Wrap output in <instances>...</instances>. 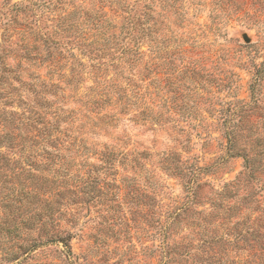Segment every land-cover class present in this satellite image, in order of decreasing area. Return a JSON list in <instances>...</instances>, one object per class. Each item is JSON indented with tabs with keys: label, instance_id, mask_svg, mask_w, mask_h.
<instances>
[{
	"label": "rangeland",
	"instance_id": "1",
	"mask_svg": "<svg viewBox=\"0 0 264 264\" xmlns=\"http://www.w3.org/2000/svg\"><path fill=\"white\" fill-rule=\"evenodd\" d=\"M13 1H22L24 5V0ZM94 1L97 0H59L55 9L52 3L47 8L29 5L30 12L24 13L28 16L18 15L15 21L8 14L0 15V34L4 32L7 38L4 41L0 35V45L8 49L6 63L23 71L21 97L25 107L33 105L28 86L38 83L35 76L45 81L48 77L56 79L50 60L58 61L65 76L71 72L76 79L71 85L62 80L58 95L47 94L45 99L52 104L49 110L57 107L61 115L68 117L67 123L82 124L77 137L83 140L86 149L48 150L53 156V168L68 165L71 173H78L80 182L93 185L88 187V198L76 196L74 202L66 205L67 213H0V231L15 225L21 234L19 240L24 238V245L41 242L43 232L50 231L68 233L71 248L69 252L62 243L39 244L24 259L15 261L2 256L0 251V264H161L155 252L163 241L160 226L168 224L171 213L166 212L181 204L186 194L182 179L162 166L161 159L166 152L177 155L180 163L193 164L199 174L198 181L205 183L198 188L192 205L194 210L203 213H181L172 224L169 237L164 238L171 246L179 242L176 248L183 253L181 263L195 264L205 236L190 230L185 217L192 220L205 216L212 222L213 216L206 215L213 208L209 201L243 169V158L237 154L243 146L226 149L224 132L228 124L225 121L236 120L238 113L233 112L241 109L243 112L239 114L246 124L243 132L248 130L264 136V80L255 95L257 98H253L250 88L255 69L264 60V12L256 16L258 9L254 12L252 7L253 17L238 20L236 0H181L176 4L178 15L175 16L164 0H154L149 23L157 28L156 48L150 51L147 43L140 45L139 63L131 74L124 70V74L135 79L137 103L141 107L133 106L126 114L116 113L118 119L104 131L85 125L87 116L91 118L93 114L78 100L83 95H87L84 100L92 97V74L98 66L103 87L108 85L103 79L115 76L109 63L113 48L104 39L87 45L91 39L102 36L91 34L88 19L97 11ZM134 1L122 0L121 4L132 6ZM104 11H108L107 6ZM125 14L118 11L103 15L98 22L101 23L98 33L103 32L109 38V33L121 27ZM72 15H76L78 25ZM32 22V28L28 27ZM37 32L56 44L44 46ZM243 34L248 36V42L244 41ZM30 45L38 47L42 56L32 60L20 57ZM44 55H50L48 60L43 59ZM124 65L126 69L127 64ZM73 68L79 70V75L73 73ZM121 81L126 84L124 78ZM60 126L68 128L66 123ZM110 149L125 152L126 160L119 163L116 159L111 166L103 164L100 155ZM132 150L136 164L131 161ZM25 153L32 156L31 163L47 161V155L39 148ZM211 164L213 170H205ZM261 167L264 169L263 161ZM244 193L238 190L236 197L223 201V205L234 207L236 213H251V209L235 210L236 203L242 205L240 196ZM263 206L264 200L258 204L260 208ZM260 208L255 213H262ZM234 221L235 218H230L223 226H217L216 234L231 240L224 235V227L232 226ZM44 223L46 227L42 229ZM214 225V222L207 225L208 234ZM185 244L190 246L185 249Z\"/></svg>",
	"mask_w": 264,
	"mask_h": 264
},
{
	"label": "trees",
	"instance_id": "2",
	"mask_svg": "<svg viewBox=\"0 0 264 264\" xmlns=\"http://www.w3.org/2000/svg\"><path fill=\"white\" fill-rule=\"evenodd\" d=\"M58 1L24 0L23 5L22 1L0 0V15L8 14L10 19L15 21L18 15L28 16L24 13L30 12L29 5H35L36 8H47L52 3V8L55 9ZM153 1L135 0L132 6L129 3L121 4L122 0L94 1L97 11L88 19L91 22V30H93L91 34L93 37L102 36L91 39L87 45L100 43L104 39L105 44L107 43L110 48H113L110 53L112 60L109 63L115 76L110 80L103 79L108 83L106 88L103 87V82L100 79L99 70L101 67L98 66L97 70L93 72L92 81L94 85L90 86L94 92L91 94L92 97L90 100H84L87 95H83L78 99L80 105L85 107L87 112L93 114L91 118L87 116L85 125L106 131L107 127H111L112 121L118 119L115 117L116 113L126 114L132 110L133 106L136 109L141 107L137 103L138 91L136 90L135 79L129 74H124V70H129L131 74L132 68L139 63L142 55L140 45L147 43L150 51L156 48L157 28L154 27L153 23H149L152 18ZM178 1L181 0H164L170 6V10H174L172 13L175 16L178 15L176 6ZM235 4L237 6L235 11L238 13L236 19L238 20L253 17L254 14L250 13L252 7H254V12H257L258 9L256 16L264 12V0H236ZM105 6H107L108 11H104ZM118 11H125L126 13L123 16L124 20L121 27L117 32L109 33L110 39L105 38L103 32L98 33L101 26V23H98L99 19L106 13L115 14ZM72 16L78 25L79 21L76 15ZM31 24L33 22L28 27L32 28ZM19 25L22 23L20 22ZM70 26H73L72 23ZM104 31L106 30L104 29ZM36 34L44 46L56 44L53 40L49 41V38L42 36L44 34L38 32ZM0 35L4 41L7 40L4 32ZM83 39H85L84 36ZM37 49L38 47L30 45L26 47L25 55L20 57L32 60V57L42 56L39 55ZM6 51L8 49L0 45V213H67L66 205L71 201L74 202L76 196L82 199L88 198L87 196L90 195V188L88 187L92 184L80 182L78 173H71L68 165L62 167L60 164L53 168V156L48 149L64 152L80 149L84 151L86 149L84 142L77 137L83 126L80 123L76 125L74 122L67 123L68 117L61 115L57 107L54 110H49L52 104L45 98L47 94L58 95V91L62 89L60 87L62 80L71 85L76 79L72 78L71 72L70 75L65 76L60 71L58 61L50 60L52 74L57 76L56 79L53 81L51 77H48V81H45L35 76L34 79L35 81L38 79V83L34 82L28 86L32 94L33 105L25 107L24 98L21 97V91L24 90V81L21 79L23 71H18L17 68L15 69L6 63ZM44 56L43 59L48 60L50 55ZM40 59L42 58L40 57ZM124 64H127L126 69ZM16 66H19V63ZM105 69L107 68H103V71ZM145 69L147 68L145 67ZM73 73L77 76L80 72L78 69L74 71L73 68ZM122 77L126 80L124 85L121 83ZM263 80L264 60L255 69L252 76L250 88L254 99L257 98L255 95L258 93ZM14 82L18 83L19 86L17 87ZM77 110L80 111L79 108ZM110 110H114V112ZM241 111L243 112L241 109L233 112V114L238 113L236 120L225 121L224 124H228V126L224 134L227 150L230 151L239 144L243 146L241 151L237 153L243 158V169L232 182L224 184L222 190L216 192V195L209 201L213 208L206 212L208 213L206 215L213 216L212 222L205 216L196 217L192 220L185 217L191 225L190 230H197L198 235L205 236L201 239L200 250L196 253L198 259L195 264H264V206L258 207V204L264 200V169L263 167L260 168L261 162H264V136H259V134H254L248 130L243 132L246 124L239 114ZM61 123H66L68 128L62 129ZM74 145H77L78 148H73ZM104 147L108 148L107 146ZM244 147H248V150L245 151ZM33 148H39L43 151L47 155V161L42 164L31 163L30 157L32 156L25 151H31ZM130 153L134 155L131 161L136 164L135 151L132 150ZM125 158L126 153L121 150L117 152L112 149L105 150L100 155V161L110 166L116 159L119 163H123ZM161 160L165 169L182 179L181 183L186 194L181 204H176L166 212L171 213V215L168 224L160 226L159 232L163 235V241L161 245L155 248V252H157L161 264H184L181 263V254L183 253L177 252L176 248L179 246L176 245L179 242H175V246H171L164 241V238L169 237L170 228L181 213L184 215L203 213V211L194 210L192 205L198 194V188L205 183L198 181L199 174L193 164L180 163L177 155L173 152H166ZM64 162L65 159L61 161V163ZM134 164L133 166H135ZM213 168L214 166L211 164L206 166L205 170L211 171ZM240 189L245 193L240 196L242 205L236 203L237 208L235 206V210L251 209V213H242L241 211L236 213L234 207L223 205V201L236 197ZM256 195L258 196L256 197ZM256 208H260L262 213H255L257 212ZM225 211L230 212L223 213ZM253 213L255 215L251 216ZM230 218H235V221L232 226L224 227V235L231 238L228 240L223 235H217L216 232L217 226H223L224 222L229 221ZM213 222L215 224L212 228L213 231L208 234L205 228ZM43 225L42 229H45L46 224ZM42 236L44 239L41 242H26L24 245V238L19 240L21 234L16 230L15 225L13 228L2 229L0 231L2 256H8L14 261L20 258L24 259V255L30 253L34 247L46 243H62L66 250L71 252L68 233L44 231ZM188 246L190 244H185V249Z\"/></svg>",
	"mask_w": 264,
	"mask_h": 264
},
{
	"label": "water",
	"instance_id": "3",
	"mask_svg": "<svg viewBox=\"0 0 264 264\" xmlns=\"http://www.w3.org/2000/svg\"><path fill=\"white\" fill-rule=\"evenodd\" d=\"M242 37H243V39H244L245 42H248L249 41L248 36L246 34H243Z\"/></svg>",
	"mask_w": 264,
	"mask_h": 264
}]
</instances>
